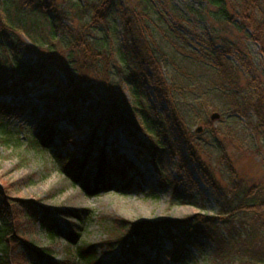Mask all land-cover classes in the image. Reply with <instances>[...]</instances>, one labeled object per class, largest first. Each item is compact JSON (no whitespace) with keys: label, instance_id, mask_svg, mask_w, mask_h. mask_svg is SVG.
I'll use <instances>...</instances> for the list:
<instances>
[{"label":"trees","instance_id":"obj_1","mask_svg":"<svg viewBox=\"0 0 264 264\" xmlns=\"http://www.w3.org/2000/svg\"><path fill=\"white\" fill-rule=\"evenodd\" d=\"M12 1L16 13L23 11L21 0ZM128 1L96 0L85 6L78 0L29 1V13H35L49 21L53 34L56 29L66 34L64 28L67 27L64 23L68 22L71 15L68 9L75 11L77 19L90 17V21L82 26L85 30H93L96 25L107 21L114 10L120 12L124 35L119 57L122 67L105 52H99L102 47L100 41L87 38L81 29L80 36L75 35L67 45L72 53L81 54V66L77 65L78 60H71L77 68L70 70L63 80L53 45L49 46L48 54L42 55L40 49L45 43L34 41L29 36L32 47L26 44L21 37V29L11 23L12 7L7 0H0V94L10 92L14 96L28 97L29 93L43 85L51 86L52 92L38 97L51 102L62 99L67 113L81 112L85 108V114L80 120L95 127L91 138L98 139L97 131L109 136L117 130L127 136V141L129 135L146 136L150 144H139L135 149L145 151L151 157L155 171L162 177L161 181L170 183L169 179L162 176L158 165L165 145L159 141L160 135L155 130L150 111L142 98L143 87L147 85L152 88L158 99L168 103L172 115V129L161 125V136L165 138L171 134L186 141L190 162L198 166L209 187L216 192L223 191L224 205L218 216L214 217L197 215L185 221L122 222V234L115 242L107 244V251L118 250V257L112 264H159L157 260L153 263L143 258L146 251H151L156 257L161 256L166 242L171 244L169 254L179 262L183 256L175 257L177 248L181 245H200L201 238L214 246L212 264H264V190L260 186L242 189L238 185L233 179L228 158L222 155L219 130L212 129L210 122L200 118L194 108L196 102L206 99V95L212 93L214 99L222 104V115L230 117L231 120L243 117L253 121L254 127H251L261 137L264 146V95L259 91L264 84L258 82L255 86L254 81L248 80L246 87L241 88L240 70L223 57L224 54L219 53L212 56L213 63L210 65L190 61L191 66L196 67V73L181 68V63L190 57L177 54L168 57L160 51V46L155 41V35L158 34L153 26L161 20L159 17L156 21L153 20L150 14L159 15L157 7L151 0H138V10L129 6ZM198 1L214 8V12L209 15H213L219 22L233 25L242 32L251 31L247 38L258 43L264 55V0ZM158 28L161 30V27ZM169 66L173 68L169 72L171 74L167 75L163 70H168ZM84 72L102 79L104 85L99 91L95 92L85 84L81 77ZM195 76L201 78L196 79ZM203 81L206 83H202ZM196 85H204L205 89L197 90ZM120 86H125L128 94L130 89L135 100L134 105H129V102L123 101L118 95ZM190 92L198 96L187 97ZM11 102L0 103V122L5 117L26 113L27 106L23 102ZM50 108L49 105L45 106L47 110ZM215 109L218 110L217 107ZM220 117L224 119L223 116ZM196 122H203L206 132L211 136V140L202 148H199V144L194 146L191 139H186V127ZM50 133L47 132V136L41 140L34 139L38 150L46 151L52 135ZM213 151L219 153L218 162L227 167V188L218 184L206 162L202 160L201 155L207 156ZM110 152L108 155L103 148H94L91 142L80 158L73 159L68 155L58 158L62 165L68 164L61 168V173L66 172L72 184H79L88 195L97 196L108 191L110 186L107 181L112 182L117 178L124 182L122 187L127 190L132 182L128 175L130 172L135 175L137 168L133 161L116 155L114 149H110ZM261 163L264 164V158ZM87 168H93L94 172L87 175L84 173ZM236 191L240 193L239 196L235 194ZM49 213L39 203L11 198L8 192L0 188V264H61L52 261V250L49 247L36 249L27 239L28 232L35 226L45 234L50 243L61 236L57 223L49 217ZM79 238V232H66L63 235L67 244L66 250L71 253L73 246L75 256L84 259V264H104L97 259L95 246H79Z\"/></svg>","mask_w":264,"mask_h":264},{"label":"rangeland","instance_id":"obj_2","mask_svg":"<svg viewBox=\"0 0 264 264\" xmlns=\"http://www.w3.org/2000/svg\"><path fill=\"white\" fill-rule=\"evenodd\" d=\"M29 1L21 0L20 5L23 11L16 13L11 4L13 1L7 0L12 7L11 23L14 27L21 29V37L30 47L32 43L29 36L34 41L46 44L40 49L42 55L48 54L49 46L53 45V50L56 51L54 54L58 58L57 65L61 68L60 77L65 80V75L77 68L71 60H78L79 67L82 63L81 54L72 53L67 45L75 35L80 36L79 31L85 23L90 21V17L77 19L75 11L68 9L71 15L68 22L64 23L67 27V29L64 28L66 34H62L57 29L53 34L49 21L35 13H29L30 9L27 8ZM78 1L85 6L96 0ZM151 1L159 13V15L150 14L151 18L156 21L159 17L161 20L156 22L157 25H152L158 34L155 35V41L160 46V51L168 57L174 54L190 57L189 60L181 63V68H187L191 73H196L197 69L191 66L190 61L195 64L210 65L213 63L212 56L219 53L224 54L223 57L240 70L241 88L246 87L248 80L254 81L255 86L258 82L264 84V55L260 45L247 38L251 31L242 32L233 25L219 22L213 15H209L215 9L207 6L205 2L198 0ZM128 2L129 6L139 10L138 0ZM158 27H161V30ZM82 30L87 38L100 41L102 47L99 52H105L115 62L118 61L120 66L122 65L119 57L120 50L123 48L124 35L119 10H114L107 21L96 25L93 30H85L84 27ZM171 68L173 67L169 66L168 70L163 71L169 75ZM81 77L95 92L104 85L102 79L95 78L96 75L92 73L84 72ZM177 84H179L178 81ZM195 87L200 91L205 89L204 85ZM52 91L51 86L43 85L40 89L29 93L28 97L14 96L10 92L0 94L1 104L20 101L27 106L25 114L5 117L0 122V188L8 192L11 198L33 201L50 211L49 217L57 223L61 236L50 243L45 234L35 226L28 232L27 239L36 249L49 247L52 250L53 262L84 264V259L75 256L73 246L71 253L66 250L67 244L63 239L66 232H79V246H95L97 259L104 264H112L118 257V250L107 251V244L115 242L122 234L120 227L122 222L185 221L197 215L218 216L220 208L224 205L223 191L216 192L205 183L201 170L195 163L190 162L186 141L176 135L169 134L165 138L161 136V125L172 129V115L168 103L158 99L152 88L144 86L142 98L150 111L155 130L160 135L159 141L164 142L165 145L158 165L162 176L169 179L170 183L161 181L162 177L155 171L151 157L145 151L134 149L141 144H150L146 136L136 134L131 137L129 135V141H127V136L117 130L110 136L99 132L96 135L98 139L91 138V132L95 130V127L80 120L85 114V108L81 112L67 113L62 99L51 102L38 97ZM259 91H262L264 95V85ZM118 95L123 98V101L129 102V105L135 104L130 89L128 94L125 86L119 87ZM192 96L198 95L192 92L187 95V97ZM187 100L193 102L191 99ZM46 105L51 108L45 109ZM221 105L210 93L206 95V99L202 98L196 102L194 108L197 109L196 113L200 118L210 122L212 129L219 130L222 155L228 158L233 170V179L238 185L242 189L260 186L264 190V164L261 163L264 158V146L261 137L252 129L253 121L243 117L231 120L230 117L222 115ZM215 113L223 116L224 119L220 117L218 120H210L211 115ZM198 127L203 128L200 134L195 132ZM47 132H51L52 135L46 151L42 152L36 148L34 139L45 138ZM186 132V139H191L194 146L199 144V148L211 140L203 122L188 124ZM91 142L94 148H103L108 155L112 148L116 150V155L125 154L127 159L133 161L137 173L135 175L133 172L129 173V178H132L129 189L124 190L122 187L124 182L117 178L112 182L107 181L110 186L108 191L92 196L86 194L79 184L73 185L66 176V172L61 173V168L68 164L62 165L58 158L65 155L73 159L80 158ZM201 156L218 184L227 188L229 173L227 167L222 162H218L219 153L213 151L207 156ZM93 172V168H87L84 171L87 175ZM235 194L239 196L240 193L236 191ZM200 242V245L179 246L175 254V257L183 256L179 262H176L175 258L169 254L171 251L169 242L164 244L161 256L156 257L151 251H146L143 260L153 261V263L157 260L159 264H212L213 244L202 238Z\"/></svg>","mask_w":264,"mask_h":264},{"label":"water","instance_id":"obj_3","mask_svg":"<svg viewBox=\"0 0 264 264\" xmlns=\"http://www.w3.org/2000/svg\"><path fill=\"white\" fill-rule=\"evenodd\" d=\"M220 118L219 114H212L211 117H210V120L214 121V120H218ZM203 128L202 127H198L196 129V134H200L202 132Z\"/></svg>","mask_w":264,"mask_h":264}]
</instances>
